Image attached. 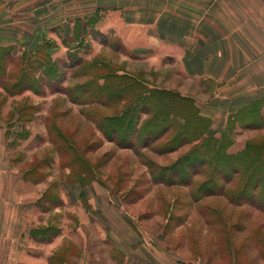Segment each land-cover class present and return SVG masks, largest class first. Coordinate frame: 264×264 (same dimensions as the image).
Wrapping results in <instances>:
<instances>
[{"label": "rangeland", "instance_id": "1", "mask_svg": "<svg viewBox=\"0 0 264 264\" xmlns=\"http://www.w3.org/2000/svg\"><path fill=\"white\" fill-rule=\"evenodd\" d=\"M56 31L47 33L44 38L48 47L43 52L59 60L58 78L51 87L37 81V91L21 90L12 80L8 82L10 89L0 86V119L9 134H15L10 150L13 162L30 169V178L42 180L47 187L54 184L43 192L42 209H53L55 205L49 198L55 196L58 200L63 195V181L81 185L96 182L105 189L107 209L119 214L123 224L132 228L136 245H149L155 256L168 258V264H264L263 210L253 203H233L225 195L196 200L190 185L170 178L156 181L152 175V168L168 166L189 152L198 143L197 134H202L200 139L205 140L208 122L195 117L192 108H187L181 114L189 117L190 113L192 118L173 120L182 127L192 121L198 124L195 131L189 128L193 137L172 140L174 131L166 122L158 121L156 133L150 134L148 145L141 142H135L132 147L117 144L103 134L98 120L103 118L104 121L105 117L128 105L133 91L125 90L117 95L120 98L122 95L123 101L118 99L113 107L83 101V98L88 99L87 94L75 100L73 94L78 86L96 77L98 85L111 84L98 76L108 71L124 73L129 53L109 32L89 29L82 33L80 25H75L71 35L60 33V28ZM36 49H17L12 53L30 60ZM39 72H35L36 79ZM134 76L146 82L144 75ZM136 116L134 128L141 133L142 128L150 124L149 114L139 112ZM263 129L262 121L248 126L235 118L226 131L213 136L215 141L212 138V142L217 149L215 145L224 138L226 152L237 154L245 149L247 141L262 137ZM252 147L249 153L253 157L263 152L262 147ZM193 178L200 181L204 176L197 174ZM235 182L236 175L225 183L226 189L234 187ZM78 203L74 204L75 212L68 213L72 220L69 225L75 234L81 223L78 213L83 207ZM56 205L61 206L60 201ZM83 225L87 226L91 264L123 263L124 256L117 249L111 250L116 245L102 230V224L91 217L90 222ZM79 238L83 239L81 233ZM81 242L78 241L80 245ZM153 264L159 262L155 260Z\"/></svg>", "mask_w": 264, "mask_h": 264}, {"label": "crops", "instance_id": "2", "mask_svg": "<svg viewBox=\"0 0 264 264\" xmlns=\"http://www.w3.org/2000/svg\"><path fill=\"white\" fill-rule=\"evenodd\" d=\"M75 25L82 33L114 35L129 53L122 72L190 98L208 122L206 134L221 135L241 111L257 109L264 123V0H0V46L13 51L35 49L57 28L71 35ZM2 123L0 264H91L83 225L91 217L111 236L122 264H168L163 252L161 259L149 245H136L132 228L107 209L105 189L96 182L63 181V195L43 210V192L54 184L30 178V169L13 162L15 134ZM78 202L75 234L68 213Z\"/></svg>", "mask_w": 264, "mask_h": 264}, {"label": "trees", "instance_id": "3", "mask_svg": "<svg viewBox=\"0 0 264 264\" xmlns=\"http://www.w3.org/2000/svg\"><path fill=\"white\" fill-rule=\"evenodd\" d=\"M46 44L45 40L43 43L38 44L34 57L30 60L29 57L23 55L17 57L13 55L10 46H0V86L5 87L7 90L10 89L11 86L8 85V82L12 80L14 86L18 85L21 90L31 89L37 91L35 88L37 81H41L45 85L50 84L51 87L52 82L58 78L56 66H58L59 60L52 59L48 52H43L48 47ZM36 71H40L37 79ZM98 75L99 73L96 74V76ZM125 75L129 76V79H125ZM98 77L109 81L111 84L98 85L95 83L96 77L90 80L89 83L86 82L78 86L74 90L73 96L75 100H80L82 95L87 94L88 99L83 98V101L89 100L104 107L110 105L113 107L118 99L122 100V95L121 98L117 95L125 90L131 89L133 91L132 100L128 105L122 107L119 111L113 112L110 117H105L104 121L101 120L103 118L98 120L103 134L109 135L110 139L119 145L132 147L135 142L148 145L147 141L151 137L150 134L156 133L158 121L166 122L169 129L174 131L172 140L184 139L189 135L193 137L189 128L191 127L195 131L198 124L192 121L182 127L176 123V119L178 117L183 119L192 118V114L203 119L197 115L196 108L190 98L183 97L173 91L149 88L146 86L145 81L135 78L134 75L108 71L105 74L101 73ZM44 81H47V83ZM88 84L90 85L88 86ZM187 108H192L193 112L188 114L189 117L181 114ZM139 112L149 114L150 119V124L142 128L141 133L135 131L134 128L135 120L138 119L136 114ZM109 118L112 119L108 120ZM173 118L176 119L173 120ZM237 118L244 124L251 126L258 121L257 109L248 112L241 111ZM130 136L131 138H128ZM200 136L199 134L196 135L198 143L176 161L165 167L152 168L154 179L156 181H168V178L178 179V183L191 186L192 196L196 200L207 196L225 195L233 203H253L254 206L264 211V135L259 139L247 141L245 149L237 154L226 152L224 138H221L219 144L215 145L216 149L212 142L213 135L205 136L204 134L205 140L200 139ZM132 138L134 140L129 141ZM213 139L215 141V138ZM251 146L262 147L263 152H259V156L253 157V154L249 153ZM247 155L252 157L247 158ZM197 174H202L204 178L200 181H194L193 177ZM231 174L232 176H230ZM235 175V186L226 189L225 183L232 181Z\"/></svg>", "mask_w": 264, "mask_h": 264}]
</instances>
